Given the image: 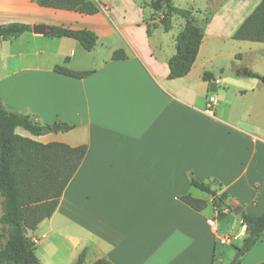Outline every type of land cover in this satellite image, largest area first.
Masks as SVG:
<instances>
[{
	"label": "crops",
	"instance_id": "crops-1",
	"mask_svg": "<svg viewBox=\"0 0 264 264\" xmlns=\"http://www.w3.org/2000/svg\"><path fill=\"white\" fill-rule=\"evenodd\" d=\"M92 1L98 12L88 15L38 0H0V25L48 28L0 40L3 106L41 125L72 127L15 133L86 146L54 213L26 233L39 262L73 264L85 250L83 264H228L218 238L245 231L240 213H264V83L247 76H264V43L232 39L261 0H206L190 8L202 41L188 74L174 79L167 62L182 18L178 31L171 20L164 32L157 17L148 36L136 1ZM50 27L91 31L96 45L85 51L75 40L49 37ZM117 50L123 59H112ZM55 66L91 73L76 79ZM190 178L213 182L226 202L213 205V195ZM183 196L204 200L206 208L191 209ZM238 264H264V246L253 245Z\"/></svg>",
	"mask_w": 264,
	"mask_h": 264
},
{
	"label": "trees",
	"instance_id": "trees-1",
	"mask_svg": "<svg viewBox=\"0 0 264 264\" xmlns=\"http://www.w3.org/2000/svg\"><path fill=\"white\" fill-rule=\"evenodd\" d=\"M38 2L43 7L88 15L98 12L97 3L92 0H38ZM149 5L157 14L164 32L171 29L173 17L185 21L175 37V54L168 60L167 65L170 79L186 76L196 59L202 41L201 29L193 24L191 11L175 7L173 0H150ZM144 23L147 35L150 36L155 24H150L148 20H144ZM30 30V26L25 24H3L0 25V40H12ZM48 36L75 40L85 51H91L97 42L96 35L88 30L50 27ZM232 39L264 43V0H261L242 22ZM123 58L122 50H117L112 55L113 60ZM53 71L76 79L85 78L91 73L75 72L61 66H55ZM236 75H240V72L237 71ZM247 76L264 83V76L252 72H248ZM18 127L32 136H41L52 131L50 126L41 125L28 115L6 110L0 98V264H41L35 254V245L26 233L28 230H34L39 223L54 213L65 186L86 153V146L72 148L62 143H38L16 134L15 129ZM57 129L67 132L72 127L61 123L57 125ZM190 184L205 194L213 195V205L219 206L226 202L227 194L224 192L217 194L218 188L213 182H198L190 178ZM180 201L197 212L206 208L204 200L191 196H183ZM227 206L230 212L233 207ZM218 216L223 217L222 214ZM239 217L245 227L243 241H249L242 257L263 235L264 213L252 216L242 212ZM85 255L86 252L83 250L73 264H83ZM238 262L239 260L236 264ZM92 264L111 263L100 259Z\"/></svg>",
	"mask_w": 264,
	"mask_h": 264
},
{
	"label": "rangeland",
	"instance_id": "rangeland-1",
	"mask_svg": "<svg viewBox=\"0 0 264 264\" xmlns=\"http://www.w3.org/2000/svg\"><path fill=\"white\" fill-rule=\"evenodd\" d=\"M137 3H139L140 5H142L144 10V15H145V20H148L150 22V24H154L152 23L153 21H155L157 19V14L150 8V0H134ZM206 2V0H173V5L175 7L178 8H182V9H190L192 7H201V5H203ZM183 20L180 19L179 17H173L172 18V25H173V30L174 32L178 31L179 29V24H182ZM165 34V33H163ZM166 37V35H163ZM167 38V37H166ZM211 210V209H210ZM210 210H208L210 212ZM224 230V229H223ZM226 231V230H224ZM223 234H227L226 232H222ZM262 241V242H260ZM264 234L261 236L260 240L257 241L254 246H264ZM235 247L239 248L242 245V240L236 241L235 242ZM218 255L220 254H225L227 257H230V259L233 258L234 256V246H222V245H218ZM231 261V260H230ZM229 264V263H228Z\"/></svg>",
	"mask_w": 264,
	"mask_h": 264
},
{
	"label": "water",
	"instance_id": "water-1",
	"mask_svg": "<svg viewBox=\"0 0 264 264\" xmlns=\"http://www.w3.org/2000/svg\"><path fill=\"white\" fill-rule=\"evenodd\" d=\"M33 34H40V35H44L46 34V32L48 31V28L44 25H34L31 28ZM50 32V29H49ZM243 74H245V70H243ZM53 131L57 130V126L52 125L51 126ZM240 212V209H235L233 211L234 214H238ZM249 244L248 240L243 241L242 245L236 250L233 258L231 259V261L229 262V264H236V262L239 260V258L241 257V255L245 252L247 246Z\"/></svg>",
	"mask_w": 264,
	"mask_h": 264
},
{
	"label": "built area",
	"instance_id": "built-area-1",
	"mask_svg": "<svg viewBox=\"0 0 264 264\" xmlns=\"http://www.w3.org/2000/svg\"><path fill=\"white\" fill-rule=\"evenodd\" d=\"M208 101L212 107L216 104L214 97H210L208 99ZM208 225L212 230H215V224H214L213 220L208 221ZM244 237H245V231L238 234V235H234V236H222V237L218 238V244H220L222 246H232L239 239L243 241Z\"/></svg>",
	"mask_w": 264,
	"mask_h": 264
}]
</instances>
